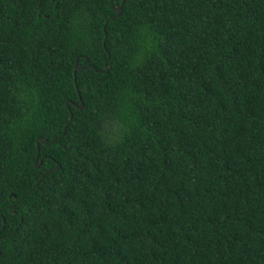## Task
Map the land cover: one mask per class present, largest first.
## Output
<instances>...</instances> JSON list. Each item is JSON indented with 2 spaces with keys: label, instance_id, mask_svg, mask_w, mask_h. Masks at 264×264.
I'll list each match as a JSON object with an SVG mask.
<instances>
[{
  "label": "trees",
  "instance_id": "trees-1",
  "mask_svg": "<svg viewBox=\"0 0 264 264\" xmlns=\"http://www.w3.org/2000/svg\"><path fill=\"white\" fill-rule=\"evenodd\" d=\"M112 1L0 0V264H264V0Z\"/></svg>",
  "mask_w": 264,
  "mask_h": 264
},
{
  "label": "water",
  "instance_id": "water-1",
  "mask_svg": "<svg viewBox=\"0 0 264 264\" xmlns=\"http://www.w3.org/2000/svg\"><path fill=\"white\" fill-rule=\"evenodd\" d=\"M110 6L116 11L115 14H114V17L118 16V14H119L120 11H121V7H120V6H116V5H114L112 0H110ZM104 32H105V31H104ZM104 40H105V35H104V37H103V44H104ZM76 59H77V57H76ZM76 59H75V60H76ZM106 61H107V59L105 60V65H106ZM88 65H90V64H88ZM79 67H80V65H79L77 62H75L73 73H75V70H76L77 68H79ZM106 69H107V66H106ZM106 69H104V70H106ZM68 102H69V100H66L65 104L67 105ZM78 107H79V108L82 107V102L80 103V105H79ZM70 119H71V113H70V116H69V121H70ZM64 130H65V128L63 129V131H64ZM54 139H55V138H54ZM35 141H36V143H37L38 141H41L42 143H45V140H44L43 137H37ZM51 142H52V140H51L49 143H51ZM37 158H38V150H37V152H36V156H35V159H34V165H35V167H38V166L40 165V163H41V160H38ZM59 166H60L59 164H56V166H55L54 168L58 169ZM47 171H48V170H45V171L41 174V176L39 177L38 180H40V179L43 177L44 173H46ZM20 197H21V196H20ZM19 199H20V198H19ZM12 205H13V204H12ZM12 205L10 206V209L12 208Z\"/></svg>",
  "mask_w": 264,
  "mask_h": 264
},
{
  "label": "bare ground",
  "instance_id": "bare-ground-1",
  "mask_svg": "<svg viewBox=\"0 0 264 264\" xmlns=\"http://www.w3.org/2000/svg\"><path fill=\"white\" fill-rule=\"evenodd\" d=\"M76 59V58H75ZM75 62H76V60H75ZM80 65V64H79ZM66 102V101H65ZM70 102V101H69ZM68 102V103H69ZM82 102V100L80 99V103ZM66 105V104H65ZM80 105V104H79ZM79 105H77V106H79ZM82 105H83V103H82ZM67 107H68V104L66 105ZM71 113V111H69V114ZM71 117H72V113H71ZM71 120V119H70ZM68 122H69V119H68ZM64 129V128H63ZM65 131V130H64ZM64 131H63V133H64ZM45 140V139H44ZM47 170H49V169H47Z\"/></svg>",
  "mask_w": 264,
  "mask_h": 264
}]
</instances>
